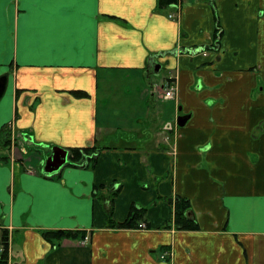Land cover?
Segmentation results:
<instances>
[{
	"label": "crops",
	"instance_id": "obj_1",
	"mask_svg": "<svg viewBox=\"0 0 264 264\" xmlns=\"http://www.w3.org/2000/svg\"><path fill=\"white\" fill-rule=\"evenodd\" d=\"M179 3L0 0L10 264H264V0ZM96 143L94 167L44 172L52 149ZM178 198L198 231L175 228ZM133 207L148 228L108 227Z\"/></svg>",
	"mask_w": 264,
	"mask_h": 264
},
{
	"label": "trees",
	"instance_id": "obj_2",
	"mask_svg": "<svg viewBox=\"0 0 264 264\" xmlns=\"http://www.w3.org/2000/svg\"><path fill=\"white\" fill-rule=\"evenodd\" d=\"M184 0H158L157 11H164L169 7H177L179 2ZM222 35L221 27L218 25L215 34L216 44H219L220 38ZM77 96H86L82 93H76ZM7 132V129L5 130ZM107 148L101 147L98 143H96L92 147L85 148H74L68 149V166L75 167H94L98 161L99 155L103 150ZM144 218V210H140L137 207H133L129 217L121 223H116L114 221H110L108 227L111 229H137L139 224L142 222ZM144 221V220H143ZM145 222V221H144ZM146 225V224H145ZM174 225L177 230L181 231H198L199 224L192 217L191 204L188 200L178 198L175 202V219ZM148 228V225H146ZM170 228V227H169ZM2 243L6 247L8 246V233L3 231ZM86 234H81L80 232L74 231H56V232H46L44 233V237L48 242L53 243L54 245L59 244L61 241L65 239L79 240L80 238H85ZM8 249V248H7ZM167 258L171 260V256L168 255ZM0 264H8V252L0 254Z\"/></svg>",
	"mask_w": 264,
	"mask_h": 264
},
{
	"label": "water",
	"instance_id": "obj_3",
	"mask_svg": "<svg viewBox=\"0 0 264 264\" xmlns=\"http://www.w3.org/2000/svg\"><path fill=\"white\" fill-rule=\"evenodd\" d=\"M8 85V76L4 75L0 77V101L3 99ZM190 116H181L178 118L177 125L184 127L189 121ZM68 151L63 149H52L50 154L47 155L45 160V173H52L56 170L62 169L68 164Z\"/></svg>",
	"mask_w": 264,
	"mask_h": 264
},
{
	"label": "built area",
	"instance_id": "obj_4",
	"mask_svg": "<svg viewBox=\"0 0 264 264\" xmlns=\"http://www.w3.org/2000/svg\"><path fill=\"white\" fill-rule=\"evenodd\" d=\"M179 5H180V3L178 4V6ZM170 18H173V16H171ZM190 53H192V51H190ZM193 53H200V50L197 49V50L193 51ZM163 89H165V92H166L165 93V97H164L165 100L175 99L176 92H177V82L175 81L174 78H169V80H167L165 82V84L163 86ZM139 229H146L145 223H140ZM89 240H90V236L86 235L85 238L81 241L82 245H87L89 243ZM10 250H11V239L9 238L7 247L4 244L0 245V254L4 253L5 251L8 252V264H10V262H9V260H10V257H9Z\"/></svg>",
	"mask_w": 264,
	"mask_h": 264
},
{
	"label": "rangeland",
	"instance_id": "obj_5",
	"mask_svg": "<svg viewBox=\"0 0 264 264\" xmlns=\"http://www.w3.org/2000/svg\"><path fill=\"white\" fill-rule=\"evenodd\" d=\"M168 76V74L165 72V71H162L161 73H160V75H159V77H158V80H161L163 77H167ZM170 78H174L175 79V81L177 82V80H176V78L174 77V76H172V77H170ZM165 89H163L162 90V95H163V99H164V97H165ZM8 93L6 92V94L5 95H7ZM5 97V96H4ZM4 99V98H3ZM165 100V99H164ZM5 134V133H4ZM4 137V136H3ZM44 158H45V156H44Z\"/></svg>",
	"mask_w": 264,
	"mask_h": 264
}]
</instances>
